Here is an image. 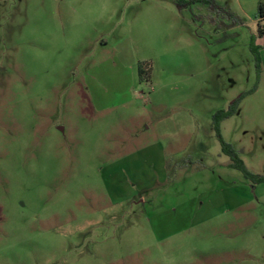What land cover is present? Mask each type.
Here are the masks:
<instances>
[{
    "label": "rangeland",
    "instance_id": "rangeland-1",
    "mask_svg": "<svg viewBox=\"0 0 264 264\" xmlns=\"http://www.w3.org/2000/svg\"><path fill=\"white\" fill-rule=\"evenodd\" d=\"M261 4L0 0V264H264Z\"/></svg>",
    "mask_w": 264,
    "mask_h": 264
},
{
    "label": "trees",
    "instance_id": "trees-1",
    "mask_svg": "<svg viewBox=\"0 0 264 264\" xmlns=\"http://www.w3.org/2000/svg\"><path fill=\"white\" fill-rule=\"evenodd\" d=\"M259 17L262 20H264V4H261V6L259 8ZM259 36L260 37L264 36V27L259 28ZM251 47H252L253 52L256 56V60H257L258 64H260V57H259V54L256 52L257 46H255L254 42H253ZM258 67H259V65H258ZM242 98L243 97L235 100L232 103V106L230 107V109L228 111L222 110V111H219L215 114V116H214L215 128L217 131L218 140L222 146V152L230 158L231 163H230L229 167L232 169L240 171L246 179L252 181L254 184H262V183H264V176L256 175V174L252 173L248 169V167L246 166L244 161L241 159L240 154L232 147V145L225 142V140L223 139L221 132H220L221 123L224 120L232 117L237 112L238 106H239Z\"/></svg>",
    "mask_w": 264,
    "mask_h": 264
},
{
    "label": "crops",
    "instance_id": "crops-1",
    "mask_svg": "<svg viewBox=\"0 0 264 264\" xmlns=\"http://www.w3.org/2000/svg\"><path fill=\"white\" fill-rule=\"evenodd\" d=\"M163 155V154H162ZM166 164V163H165ZM161 167V171L164 173V174H166L167 173V166L166 165H162V166H160ZM180 234V232H175V233H160V237H159V239L160 240H164V239H169L170 237H172V236H176V235H179Z\"/></svg>",
    "mask_w": 264,
    "mask_h": 264
}]
</instances>
